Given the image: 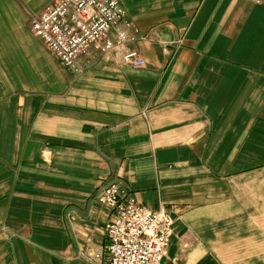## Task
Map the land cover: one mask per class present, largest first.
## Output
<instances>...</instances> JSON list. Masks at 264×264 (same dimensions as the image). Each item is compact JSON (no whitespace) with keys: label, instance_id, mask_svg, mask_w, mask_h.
Masks as SVG:
<instances>
[{"label":"crops","instance_id":"obj_1","mask_svg":"<svg viewBox=\"0 0 264 264\" xmlns=\"http://www.w3.org/2000/svg\"><path fill=\"white\" fill-rule=\"evenodd\" d=\"M0 0V264L106 254L99 191L169 212L163 264H264V0H120L135 69L91 52L81 74Z\"/></svg>","mask_w":264,"mask_h":264},{"label":"built area","instance_id":"obj_2","mask_svg":"<svg viewBox=\"0 0 264 264\" xmlns=\"http://www.w3.org/2000/svg\"><path fill=\"white\" fill-rule=\"evenodd\" d=\"M28 15L33 35L76 74L83 72L80 59L91 52L135 69L146 65L131 46L139 39V29L127 19L120 0H57ZM97 201L114 215L107 228V264H163L174 226L168 211H152L133 198H123L116 182L104 186ZM80 256L102 264V255L93 250Z\"/></svg>","mask_w":264,"mask_h":264},{"label":"rangeland","instance_id":"obj_3","mask_svg":"<svg viewBox=\"0 0 264 264\" xmlns=\"http://www.w3.org/2000/svg\"><path fill=\"white\" fill-rule=\"evenodd\" d=\"M28 13H31V12H30V11H29V12L27 11V17H28V20H29V15H28Z\"/></svg>","mask_w":264,"mask_h":264}]
</instances>
